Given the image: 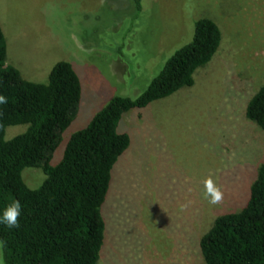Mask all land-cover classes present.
I'll return each instance as SVG.
<instances>
[{"label": "rangeland", "instance_id": "obj_1", "mask_svg": "<svg viewBox=\"0 0 264 264\" xmlns=\"http://www.w3.org/2000/svg\"><path fill=\"white\" fill-rule=\"evenodd\" d=\"M132 4L0 0L7 62L26 79L47 82L54 64L68 60L81 78V102L55 151V164L70 136L112 96L135 97L146 88L192 39L197 19L219 24L220 47L197 69L193 86L123 115L118 129L132 142L113 169L102 206L107 227L99 260L206 264L197 238L219 212L244 206L252 167L264 153L258 129L245 117L248 100L264 84V0H142L141 12ZM26 128L10 125L5 138ZM31 168L23 178L37 187L45 175ZM209 177L223 190L220 205L205 198ZM0 264H6L1 242Z\"/></svg>", "mask_w": 264, "mask_h": 264}, {"label": "trees", "instance_id": "obj_2", "mask_svg": "<svg viewBox=\"0 0 264 264\" xmlns=\"http://www.w3.org/2000/svg\"><path fill=\"white\" fill-rule=\"evenodd\" d=\"M131 1L141 12L142 0ZM221 41L222 30L214 19H197L192 39L173 52L146 88L135 97L112 96L70 136L53 164L81 102V78L71 61L60 60L47 82L26 79L7 62L0 23V95L8 100L0 105V213L12 201L22 205L18 228L0 225L6 264H99L107 227L102 206L113 169L132 142L128 132L118 129L123 115L193 86L195 72L214 58ZM245 112L264 147V84L248 100ZM17 124L27 128L6 139L7 127ZM260 161L252 167L251 182L248 176L244 206L219 212L197 238L206 264H264V153ZM26 167L45 175L37 187L23 178Z\"/></svg>", "mask_w": 264, "mask_h": 264}, {"label": "clouds", "instance_id": "obj_3", "mask_svg": "<svg viewBox=\"0 0 264 264\" xmlns=\"http://www.w3.org/2000/svg\"><path fill=\"white\" fill-rule=\"evenodd\" d=\"M7 102V97L0 95V105L6 104ZM204 189L205 198L209 200L211 205L221 204L224 197L223 190L211 177L204 180ZM21 214L22 205L20 201H12L3 209L2 213H0V225H4L9 229L18 228Z\"/></svg>", "mask_w": 264, "mask_h": 264}]
</instances>
